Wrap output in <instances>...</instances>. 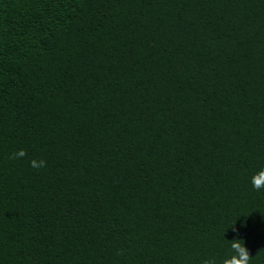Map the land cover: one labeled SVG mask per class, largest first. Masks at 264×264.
I'll use <instances>...</instances> for the list:
<instances>
[{
	"label": "trees",
	"instance_id": "1",
	"mask_svg": "<svg viewBox=\"0 0 264 264\" xmlns=\"http://www.w3.org/2000/svg\"><path fill=\"white\" fill-rule=\"evenodd\" d=\"M261 166L264 0H0V264H264Z\"/></svg>",
	"mask_w": 264,
	"mask_h": 264
},
{
	"label": "clouds",
	"instance_id": "2",
	"mask_svg": "<svg viewBox=\"0 0 264 264\" xmlns=\"http://www.w3.org/2000/svg\"><path fill=\"white\" fill-rule=\"evenodd\" d=\"M26 155L27 153L23 149H20L12 153L10 159L23 158ZM29 164L34 169L46 167V162L44 160L37 161L36 159H32L29 161ZM249 179L254 190L259 191L264 189V166H261L258 170L253 172ZM243 226L244 224L242 222L241 227ZM230 229L236 233V236H239L234 224L231 225ZM229 243L231 252L229 255L221 259L219 264H250L252 256H250L249 250L244 245V242L241 239L234 237L231 241H229ZM203 264H216V262L214 260L205 259Z\"/></svg>",
	"mask_w": 264,
	"mask_h": 264
}]
</instances>
